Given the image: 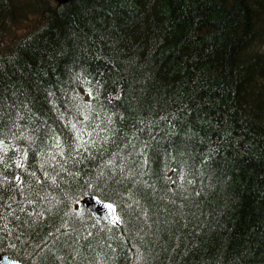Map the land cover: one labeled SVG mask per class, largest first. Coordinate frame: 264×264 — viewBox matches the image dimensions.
<instances>
[{
  "label": "trees",
  "instance_id": "1",
  "mask_svg": "<svg viewBox=\"0 0 264 264\" xmlns=\"http://www.w3.org/2000/svg\"><path fill=\"white\" fill-rule=\"evenodd\" d=\"M0 253L264 264V0H0Z\"/></svg>",
  "mask_w": 264,
  "mask_h": 264
},
{
  "label": "water",
  "instance_id": "2",
  "mask_svg": "<svg viewBox=\"0 0 264 264\" xmlns=\"http://www.w3.org/2000/svg\"><path fill=\"white\" fill-rule=\"evenodd\" d=\"M58 3H67L71 0H55ZM83 205L92 213L97 221H106L112 224L117 223L115 207L106 201L98 199L94 195H89L82 200ZM0 264H22L9 258L5 254H0Z\"/></svg>",
  "mask_w": 264,
  "mask_h": 264
},
{
  "label": "snow or ice",
  "instance_id": "3",
  "mask_svg": "<svg viewBox=\"0 0 264 264\" xmlns=\"http://www.w3.org/2000/svg\"><path fill=\"white\" fill-rule=\"evenodd\" d=\"M73 127H75L74 125H73ZM19 166V165H18Z\"/></svg>",
  "mask_w": 264,
  "mask_h": 264
},
{
  "label": "bare ground",
  "instance_id": "4",
  "mask_svg": "<svg viewBox=\"0 0 264 264\" xmlns=\"http://www.w3.org/2000/svg\"><path fill=\"white\" fill-rule=\"evenodd\" d=\"M93 194V193H92Z\"/></svg>",
  "mask_w": 264,
  "mask_h": 264
}]
</instances>
